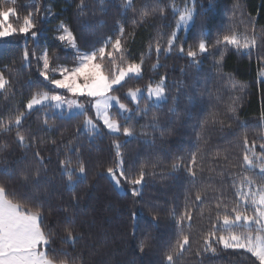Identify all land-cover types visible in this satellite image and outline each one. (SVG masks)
<instances>
[{
  "label": "trees",
  "instance_id": "16d2710c",
  "mask_svg": "<svg viewBox=\"0 0 264 264\" xmlns=\"http://www.w3.org/2000/svg\"><path fill=\"white\" fill-rule=\"evenodd\" d=\"M178 2L182 6V0ZM78 3L79 0H43L45 7L50 6L59 15L48 19L40 41L41 48L48 47L50 52H57L58 62L69 66L73 61L72 54L66 53L53 39L52 28L59 20L69 24L82 51L100 47L109 35H114L117 21H120L125 27L124 39L129 56L136 61L147 52L149 43L157 38L158 30L170 33L174 27L170 9L164 20L157 13L142 24H134L133 19L138 20L139 17L134 16L131 9L125 13L122 0H105V11L97 10L94 14L92 8L101 7L100 0H86L88 8L85 15L77 12ZM143 4H147L150 10L155 0H134L137 10ZM165 4L167 0H161V6ZM201 4L203 8H200ZM5 6H14L21 16L35 8L32 0H16L15 5ZM10 19L15 22V17ZM196 22L197 25L203 22L209 44L230 29L252 37L254 28L257 46L250 55L248 51L227 49L219 68L215 61L220 51L216 49L203 55L198 66L190 64L186 56H180L174 50L169 55L161 54L160 67L156 71L152 69L156 62L153 50L150 57H145L142 78L128 80L114 93L123 98L128 88L146 89L150 80L158 81L161 75L167 76V101L159 108H151L146 116L129 122L135 129L134 137H124L122 133L118 137L122 143L125 167L133 165L135 174L143 166L148 173L142 195L133 197L131 186L126 183L124 191L114 189L106 169L114 166L113 139L116 137L107 134L103 128L101 136L92 140L83 132L77 135L82 117L50 120L54 126L49 131L40 124V114L32 113L25 120L22 131L43 142L29 149L27 158L16 143V129L0 133V183L12 195L42 203L44 224L54 233L51 248L58 259L66 258L70 264H166L164 257L178 238L175 220L169 217V212L175 210L179 215L187 204L194 210L191 228H184V232L190 234L191 244L175 264H254L255 258L239 249H224L217 245L215 254L209 252L199 256L197 250L203 234L211 229V221L217 211L215 205L221 193L229 209L235 203L231 177L233 173L238 176L242 173L239 165L243 137L246 134L249 143L256 140L257 151H260L259 143L264 138V121L261 120L264 81L258 77V58L264 56V0H211L210 7L209 0H197ZM178 35L184 41L185 49L199 39L197 28ZM161 43L163 47L167 46V35ZM23 47L21 37L0 41V69L9 66L5 74L13 80L15 90V95L9 93L7 100L5 94H0V114L6 115L10 108L14 110L42 79L38 77L35 62L31 69H21ZM29 47H32L31 41ZM107 66L111 68L110 64ZM29 75L32 77L31 88L28 86ZM233 83L236 88L232 87ZM189 97L192 103H189ZM174 98H177L175 103ZM144 103V100L140 101L141 108ZM129 107L134 108L135 105L129 102ZM171 108L175 111H169ZM153 115L159 122L155 131L144 127L151 122ZM141 132L149 135L142 136ZM52 140L56 143H51ZM69 140L79 146L81 158L87 166V179L76 188L79 203L72 201V193L65 190L63 181L56 174L57 148L63 153L61 141L67 144ZM35 151L51 160L47 165L48 176L54 177L42 182L39 189L21 175ZM193 153L196 154L194 179L186 170ZM174 163L180 164L178 170H173ZM197 192L204 194L202 202H195ZM133 211L137 214L138 223L135 236L132 234ZM152 211L159 213L158 221L151 219ZM220 211L223 212V208ZM66 227H71L77 236L74 244L61 242ZM145 237L151 238V246L141 253L139 244Z\"/></svg>",
  "mask_w": 264,
  "mask_h": 264
},
{
  "label": "snow or ice",
  "instance_id": "6c2138e0",
  "mask_svg": "<svg viewBox=\"0 0 264 264\" xmlns=\"http://www.w3.org/2000/svg\"><path fill=\"white\" fill-rule=\"evenodd\" d=\"M104 2L105 0H100L101 7L92 8L93 14L97 10L105 11ZM15 3L16 0H0V41L15 37L23 38L21 69H31L35 62L38 77L42 79L37 82V86L31 90L26 100L18 103L14 110L10 108L6 115L0 114V133L16 129V143L23 150L24 158H27L29 149L36 143L43 142L38 141L35 135L25 134L22 131L25 120L32 113L40 114L38 117L40 124L49 131L54 126L50 124V120L56 118L72 120L82 117L77 135L83 132L89 140H92L101 136L103 128L107 130V134L116 137L113 139L114 166L108 167L106 173L114 189L124 191L125 183L131 186L133 197L142 195L148 173L143 166L135 174L132 170L133 165L125 167L126 161L121 151L122 143L118 137L121 133L124 137H134L136 132L129 122L136 117L146 116L151 108H159L161 103L167 101V76L161 75L158 81L150 80L146 89L128 88L123 98L114 93L128 80L142 78L145 57H150L153 50L156 53V62L152 64V69L156 71L160 67L161 54L169 55L174 50L180 56H186L190 64L198 66L203 55L216 49L220 51L215 61L219 68L222 66L227 49L235 48L238 52L247 50L250 55L251 50L257 46L254 28L252 37L230 29L222 36H218L213 44H209L205 38L207 33L203 22L200 25L196 22L197 0H182V6L178 0H167V4L163 6H161V0H155L150 10L147 4L141 5L137 10L134 7V0H122L121 6L125 13L131 9L134 16L138 15V20L133 19L134 24H142L157 13L161 20H164L167 18V10L170 9L174 18V27L170 33L158 30L157 38L149 43L147 52L142 53L139 61H136L129 56L124 39L125 27L120 21H117L114 35H109L100 47L82 51L69 24L59 20L52 28L53 39L66 53L72 54L73 61L69 66V64L58 62L60 57L57 52H50L48 47L41 48L40 45L48 19L58 17L59 13L50 6L45 7L43 0H32V4L35 5L34 11L30 10L21 16L14 6H5L15 5ZM210 6L211 0H209ZM87 8L86 0H79L76 5L80 15H85ZM200 8H203L202 4ZM11 17H15V22L10 19ZM193 28L198 29L199 39L194 45H189L185 49L184 41L180 40L178 33L181 30L187 33ZM165 35H167V46L163 47L161 41ZM178 40L179 44H177ZM29 41H31V48ZM258 63V77H264V56L258 58ZM108 64L111 68H108ZM8 68L9 66L5 65L0 69V94H5L6 100L10 98L9 93L12 96L15 95L14 82L5 74ZM181 71L183 72V69ZM31 84L32 77L29 75L30 88ZM232 87L236 88L237 85L233 83ZM58 89L63 90L67 95L57 92ZM81 97L89 98L87 103H82ZM141 100L145 101L143 108L140 106ZM176 100L177 98H174V103ZM129 102L135 107H129ZM192 102V98L189 97V103ZM169 111L174 112L175 108ZM232 111L235 109L233 108ZM261 120L264 121V113ZM144 127H151L154 131L158 129V117L153 115L151 122ZM140 135L148 136L149 133L141 132ZM51 143L55 144L56 141L52 140ZM61 144L64 151L61 153L59 147L57 148L56 174L63 181L65 190L72 193V201L79 203L80 197L76 193V188L87 179V166L81 158L79 146L72 140H69L67 144L61 141ZM259 149L260 151H257L256 140L249 143L245 134L242 160L239 165L242 173L239 176L233 173L231 177L235 203L229 209L221 193L215 205L217 210L215 219L211 221V229L202 236L197 250L198 256L209 252L215 254L216 246L219 245L224 249L243 250L244 253H250L251 257L255 258L254 264H264V138L259 143ZM49 163L51 160H46L40 151L33 152L31 162L25 164V169L21 173L22 178L25 181L30 179L33 186L39 189L42 182H48L54 178L48 176ZM172 168L178 170L180 164L174 163ZM195 169L196 154L193 153L186 169L193 179L196 176ZM256 177H259V180ZM203 199L204 194L201 192L195 194V202H202ZM221 208L223 212L220 211ZM42 209L43 205L39 201L32 202L28 197L12 195L7 187L0 183V264H70L66 258L58 259L53 254L51 245L54 233L45 226ZM193 211V208L186 204L184 211L179 215L175 210L169 212V217L175 220L178 238L164 257L166 264H175L176 259L190 246V234L184 232V228H191ZM150 215L153 221H158L160 218L159 213L155 211L150 212ZM136 217L137 214L133 211V236L138 227ZM64 232L65 235L60 238L61 242L74 244L77 236L73 229L66 227ZM150 246L151 238L145 237L139 244V250L143 253ZM63 255L66 257L67 253Z\"/></svg>",
  "mask_w": 264,
  "mask_h": 264
},
{
  "label": "rangeland",
  "instance_id": "374dc122",
  "mask_svg": "<svg viewBox=\"0 0 264 264\" xmlns=\"http://www.w3.org/2000/svg\"><path fill=\"white\" fill-rule=\"evenodd\" d=\"M180 32H182V33H186L184 30H181ZM180 32H179V33H180ZM242 51L247 52V50H242ZM259 79L262 80V81H264V77H259ZM56 91H57V92H60V93H62V94H64V95H67V93H64V92H63V90H59V89H58V90H56ZM145 95H146V92H145ZM88 99H89V98H85V97H81V98H80V100H81L82 103H87V100H88ZM92 115H94V113H92ZM101 127H102V125H101ZM104 130H106V129H104ZM106 131H107V130H106Z\"/></svg>",
  "mask_w": 264,
  "mask_h": 264
}]
</instances>
